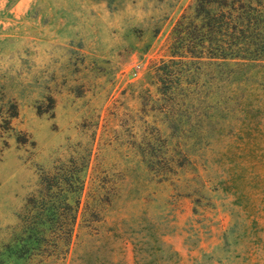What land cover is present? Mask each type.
I'll return each instance as SVG.
<instances>
[{"label":"rangeland","instance_id":"rangeland-1","mask_svg":"<svg viewBox=\"0 0 264 264\" xmlns=\"http://www.w3.org/2000/svg\"><path fill=\"white\" fill-rule=\"evenodd\" d=\"M194 1L0 0V249L40 173L74 158L72 242L24 264H264V93L244 114L191 119L204 133L180 146L177 176L136 149L154 127L167 135L153 69Z\"/></svg>","mask_w":264,"mask_h":264},{"label":"trees","instance_id":"trees-1","mask_svg":"<svg viewBox=\"0 0 264 264\" xmlns=\"http://www.w3.org/2000/svg\"><path fill=\"white\" fill-rule=\"evenodd\" d=\"M254 64H264V0H195L173 27L168 57L153 69L158 97L152 111L165 118L167 135L154 127L150 139L136 145L146 166H157L159 179L179 175L189 163L180 146L204 133L191 119L232 109L244 114L259 104L264 77L252 78ZM9 130V120H2L0 134ZM84 168L71 158L40 173L38 190L19 215V232L0 249V264H24L69 247L85 189ZM81 258L77 253L73 259Z\"/></svg>","mask_w":264,"mask_h":264}]
</instances>
